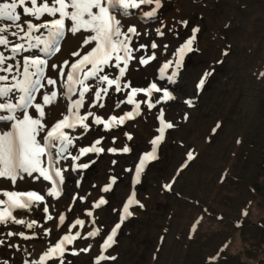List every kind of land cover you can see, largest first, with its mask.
<instances>
[{
  "label": "rangeland",
  "instance_id": "obj_1",
  "mask_svg": "<svg viewBox=\"0 0 264 264\" xmlns=\"http://www.w3.org/2000/svg\"><path fill=\"white\" fill-rule=\"evenodd\" d=\"M160 3L155 17L135 18L138 26L145 28V37L142 40L139 36L133 47H149L133 55L154 53L155 59L143 65L132 60L124 80L133 87L161 80L162 89L174 99L156 103L163 95L156 93L151 98L155 107L149 108L144 103L149 98L137 94L141 104L136 119L104 130L103 125L92 124L90 117L89 131L77 128L71 133H84L75 141L78 147L101 139L97 147L104 151L81 157L77 163H88L86 169L74 171L70 159L61 162V167L67 168L62 195L46 198L53 220L45 223V214L34 208L30 213L15 214L36 220L38 224L31 230L22 225H0V264H32L46 249L47 241L55 243L76 219L84 220L85 225L72 228L73 234L80 231L84 236L96 229L99 234L68 245L64 264H96L100 255L114 257L100 264H264V0ZM134 20L129 22L134 24ZM158 28L163 35L157 34ZM194 28L199 30L192 50L186 52L178 69L167 70V76L177 73L174 82L159 79L161 64L176 59V49L192 37ZM152 42L157 48H150ZM149 64L153 77L143 75L147 70L142 67ZM139 65L140 74L136 69ZM105 72L115 75L117 70L106 68ZM205 73L210 75L203 87L197 88ZM128 91L109 89L104 108L89 109L85 104L81 114L91 110L107 119L132 111L127 103L115 107L118 101L126 100ZM161 110L164 122L173 126L164 128L163 139L155 146V158L146 162L137 181L140 159L152 151L151 141L160 136ZM125 145L130 149L127 153L120 151ZM109 148L117 151L109 152ZM69 150L78 154V148ZM107 185L110 189L103 191ZM133 192L139 204L130 206L132 215L125 217L114 242L102 252L100 245L120 222L122 206ZM100 198L106 203L94 207ZM59 214L66 217L64 226H58ZM44 228L53 229L47 238ZM9 231H24L37 238L8 236ZM89 245V251H79ZM72 249L78 254H71ZM47 264H59V260L51 259Z\"/></svg>",
  "mask_w": 264,
  "mask_h": 264
},
{
  "label": "snow or ice",
  "instance_id": "obj_2",
  "mask_svg": "<svg viewBox=\"0 0 264 264\" xmlns=\"http://www.w3.org/2000/svg\"><path fill=\"white\" fill-rule=\"evenodd\" d=\"M151 5L155 7L143 11L142 6ZM160 7V0H2L0 2V225H22L31 230L38 222L29 221L23 216L18 217L14 213L17 210L30 213L34 208L45 214V223L54 219L49 213V203L46 198L58 199L62 195L63 173L67 168H62L61 162L70 159L74 171L77 168L86 169L89 167L88 163H77L81 157L104 151V148L97 147L101 144V139L94 140L90 146L78 147L75 143L90 130L91 125L87 123L90 117L92 124L103 125L104 130H108L110 127L123 124L125 120L134 118V115H139L141 102L135 100L137 94L142 93L149 98L144 101L149 108L155 107L151 102L153 92L163 93L157 98L156 103L174 99L167 89L158 87L156 83L146 87H133L130 81L124 80L132 60L136 59L143 65L155 59L154 53L140 57L133 55L137 51H146L149 45L139 44L133 47V38L140 36L141 33L137 30L136 24L129 21L137 16L144 19L153 18ZM45 16L50 19H44ZM22 17L29 19L22 21ZM198 30L194 28L192 37L176 49V59L163 65L160 69L161 79L165 78L169 68L178 69L181 66L186 52L192 50L191 46ZM69 33L77 37L76 47L69 52V56L73 59L52 60L50 64L51 58L61 52ZM157 34L163 35L159 28ZM9 37L16 39L12 40ZM150 48H157V44L152 42ZM106 68H114L117 72L113 75L111 72H105ZM49 70L55 72L56 76L48 75ZM176 74L173 71L167 79L174 82L173 78ZM208 75L210 73L204 74L197 88L203 87ZM109 89H113L116 93L130 90L126 100L118 101L115 107L119 108L123 103L134 104V110L120 116L112 115L107 119L91 110H85L84 114H81L85 104L89 109L104 108L103 101L108 96ZM90 92L92 95L88 96ZM60 99L67 101L66 105L60 106L61 118L46 120L48 113L45 109L57 111L51 106L56 105ZM159 119L162 125L158 129L160 136L151 141L152 151L140 159L136 167L137 181L146 162L155 158V146L163 139L164 128L173 126L164 122L162 110ZM77 127L82 128L84 133L73 136L71 133L75 132ZM131 138L128 136L129 140ZM70 148H78V154L73 155ZM108 151L116 152L117 149L109 148ZM120 151L127 153L130 149L125 145ZM18 181L26 182L29 186L22 187L17 183ZM37 182L40 184L39 189L31 186ZM110 187L111 185L105 186L103 191H108ZM104 203H106L104 198H100L94 207L98 208ZM133 204H139L135 199V192L130 194L122 206L120 222L114 225L100 245L102 252L114 242L117 230L125 217L132 215L129 208ZM40 205H43L42 209ZM139 206L143 207L142 204ZM68 210L71 211V207ZM87 215L91 216L92 212L89 211ZM58 221V226H64L65 215L59 214ZM84 225V220L76 219L55 243L47 241L46 249L37 260L32 261V264H47L51 259H58L59 264H64L63 256L68 251V245L77 239H88L99 234L98 229L89 231L84 236H81L80 231L73 234L72 228L76 226L83 228ZM52 230L44 228V236L47 238ZM7 235H18L22 239L37 238L35 234L28 236L24 231H9ZM90 248L91 245L79 251L87 252ZM71 254H78V251L72 249ZM109 258L114 259L100 255L96 264ZM25 264H28V261H25Z\"/></svg>",
  "mask_w": 264,
  "mask_h": 264
},
{
  "label": "bare ground",
  "instance_id": "obj_3",
  "mask_svg": "<svg viewBox=\"0 0 264 264\" xmlns=\"http://www.w3.org/2000/svg\"><path fill=\"white\" fill-rule=\"evenodd\" d=\"M144 6H142V8H143ZM45 19V18H44ZM50 19V18H49ZM132 20H134V19H132ZM138 20L139 19H135L133 22H134V24H136V26H137V30L140 32V30H141V35H142V40L144 39V37H145V28L144 27H140V26H138L139 24H138ZM131 21V20H130ZM36 23H39V21H36ZM66 23H70V22H66ZM159 27H162V26H159ZM77 35H79V34H77ZM141 35H140V37H141ZM153 35V34H152ZM147 36H148V34H147ZM138 39H139V36L138 37H134L133 38V45L135 44V43H137L138 42ZM76 40H77V37L76 36H72L70 33L67 35V37H66V39H65V41H64V43H63V46H62V49H61V52L59 53V55H58V57H56L54 60H63V59H69L70 58V56H69V52L72 50V49H74L75 47H76ZM140 40V39H139ZM138 45V44H137ZM52 59V60H53ZM52 60L49 62L50 64H51V62H52ZM166 63V61L164 62V63H162L161 64V68L163 67V65ZM138 63H136V65H137ZM140 67V65L138 66V68H137V66H136V69L138 70V69H140L139 68ZM143 68V71H145V70H147V72H143V75L144 76H149V75H151V72H149V70H150V64L148 65V66H145V67H142ZM141 68V69H142ZM140 69V70H141ZM130 71V70H129ZM136 71V70H135ZM140 71L138 70V72L137 73H139ZM168 72V71H167ZM166 72V73H167ZM141 73H142V70H141ZM140 74V73H139ZM160 74V73H159ZM48 75H50V76H53V77H55L56 76V73L55 72H53V71H51V70H49V72H48ZM152 76V75H151ZM159 76V75H158ZM153 77V76H152ZM167 77V75L165 74V78L164 79H167L166 78ZM150 78V77H149ZM158 79V78H157ZM159 79H160V76H159ZM150 80H152L153 81V79H150ZM159 81V80H158ZM158 81H155L154 80V83H156L157 84V86L158 87H160V88H162V85H161V83H160V81L158 82ZM167 81V80H166ZM60 82L58 81V84H59ZM167 83V82H166ZM132 84V83H131ZM151 84V83H150ZM60 91H63V89H60ZM162 93V92H161ZM140 94H142V93H140ZM154 94H156V92H153L152 93V95H154ZM157 95V94H156ZM76 97H74L73 99H75ZM37 99L39 100L40 99V97L38 96L37 97ZM135 100L136 101H138V99L135 97ZM67 104V101L66 100H64V99H60V100H58V102H57V104L56 105H52L51 107L52 108H56L57 109V111H50V109L49 108H46L45 109V111H46V113H48V115L46 116V120H48L49 118H51V119H60L61 118V112H60V106L61 105H66ZM131 106L133 107V106H135L134 104H131ZM82 111V110H81ZM84 111V110H83ZM60 114V115H59ZM57 115H59V117H56ZM120 116V115H119ZM138 115H134V118H132V119H136V117H137ZM56 117V118H55ZM77 128H79V127H77ZM81 130V129H80ZM65 131H70V130H68V129H65ZM76 132V131H75ZM76 134V133H75ZM64 162H65V160H64ZM63 162V163H64ZM62 163V164H63ZM62 168H63V166H62ZM5 183H7V182H5ZM19 185H21V186H26V185H28L26 182H23V181H18L17 182ZM45 184H47V182H44ZM36 186H39L40 184H39V182H37L36 184H35ZM64 187V186H63ZM61 197V196H60ZM59 197V198H60ZM58 198V199H59ZM51 199H53V198H51ZM18 212H20V213H22L21 211H19L18 210ZM26 218V217H25Z\"/></svg>",
  "mask_w": 264,
  "mask_h": 264
},
{
  "label": "trees",
  "instance_id": "obj_4",
  "mask_svg": "<svg viewBox=\"0 0 264 264\" xmlns=\"http://www.w3.org/2000/svg\"><path fill=\"white\" fill-rule=\"evenodd\" d=\"M263 83H264V81H263ZM201 218L204 219V218H206V216H201Z\"/></svg>",
  "mask_w": 264,
  "mask_h": 264
}]
</instances>
